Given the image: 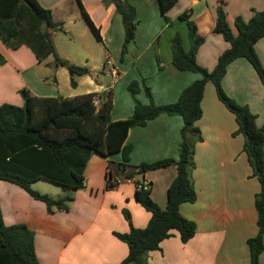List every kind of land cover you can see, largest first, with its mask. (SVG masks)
I'll list each match as a JSON object with an SVG mask.
<instances>
[{
    "label": "crops",
    "instance_id": "1",
    "mask_svg": "<svg viewBox=\"0 0 264 264\" xmlns=\"http://www.w3.org/2000/svg\"><path fill=\"white\" fill-rule=\"evenodd\" d=\"M36 1L50 11L54 23L61 24L58 30L49 31L57 56L71 65L86 68L89 74L75 77L76 86L72 88L68 72L54 68L52 56L39 62L29 47L12 50L0 41L3 60L0 105L21 107V90L39 98L95 94L96 106L98 96L109 93L111 120H125L131 117L135 104L127 90L130 82L143 80L153 104L162 106L174 103L183 89L200 78L179 72L171 64L170 40L176 33L180 34L183 50L189 49L188 30L180 15L187 14L197 35L204 39L195 54L200 67L211 71L217 58L228 48L222 37L213 33L219 0H177L165 13L170 23L163 20L155 0H120L134 7L137 21L134 41L127 45L121 60L124 32L113 4H105L104 0ZM223 2L226 22L233 33L235 18L248 21L254 12L264 11V0ZM83 12L98 30L101 42L91 41ZM60 48L65 54H61ZM254 50L264 68V38L257 41ZM112 69L117 73L116 79L111 76ZM221 85L229 98L256 116L258 127H264V88L247 61L237 59L228 65ZM135 100L148 104L142 91ZM200 108L202 115L195 126L201 141L194 145V168L190 172L196 200L179 207L180 215L194 223L195 235L183 244L172 233L160 244L159 251L146 254L145 264H250L247 241L258 231L254 197L260 186L242 152L243 137L234 135L237 129L234 116L218 101L209 82L204 87ZM182 125L178 116H159L144 127L130 129L125 143L132 150L129 168L124 172L117 171L118 154L92 155L84 168L83 188L75 192L62 190L63 196L72 198L67 212L48 214L43 203L0 181L4 225L20 224L32 232L38 264H120L128 250L114 233H128L129 225L143 229L150 214L136 201L133 184L124 183L108 190L106 170L122 177L143 163L176 160ZM175 176V167H168L143 175L133 174V179L150 184L149 197L163 210L167 189ZM262 243L258 264H264V234Z\"/></svg>",
    "mask_w": 264,
    "mask_h": 264
},
{
    "label": "trees",
    "instance_id": "2",
    "mask_svg": "<svg viewBox=\"0 0 264 264\" xmlns=\"http://www.w3.org/2000/svg\"><path fill=\"white\" fill-rule=\"evenodd\" d=\"M177 0H155L160 14L166 23L170 21L165 13ZM113 4L120 16L124 39L120 52L122 59L128 44L134 41L136 29L135 9L124 1L104 0ZM224 2L219 0L215 9L213 33L222 37L228 48L217 58L211 71L200 67L195 54L204 39L196 33V27L187 14L180 15L188 30L189 49L182 48L181 37L176 33L170 40L171 64L179 72H188L200 78L182 90L178 99L171 104L154 105L149 88L144 81H132L127 90L134 99V109L130 118L111 120L112 100L109 95L86 94L74 98L31 97L24 90L19 92L21 107L10 104L0 105V181L14 185L33 200L43 203L47 213L67 212L72 202L70 196L53 199L40 195L31 186L37 181L49 182L63 190L75 192L83 188V172L89 158L94 155L118 154V172L129 167L131 145L126 144L128 132L132 128L144 127L147 122L159 116H178L182 119L181 142L176 160L164 159L150 164H140L132 172L122 176L133 179V174L143 175L168 167H175L176 176L166 192L165 209H159L149 197V190H136L138 204L150 214L143 229L129 225L125 234L114 236L127 247L128 254L120 264H145L146 254L160 250V244L176 233L185 244L195 235L194 223L184 219L179 207L193 203L196 194L190 180L194 168V145L201 141L195 123L202 112L200 102L205 85L212 84L216 97L222 106L235 119L237 129L234 135L244 139L242 152L260 186L254 197L257 214V234L247 241L250 264H258L263 251L264 234V127L256 125V116L244 105L237 104L222 89V79L228 65L237 59H244L253 69L264 87V68L260 64L254 46L264 38V11L254 12L248 21L237 17L234 20V33L226 22ZM83 18L94 39L101 42L98 30L83 12ZM44 27L45 30L41 31ZM60 23H54L49 10L43 9L36 0H0V41L15 50L20 46L29 47L41 62L53 57L54 68H64L70 77V86L75 88V77L89 74L86 68L77 67L60 59L52 46L49 31H56ZM3 60L0 57V63ZM142 91L148 104L142 105L135 96ZM108 190L112 189L106 187ZM124 217L129 222L128 214ZM33 234L24 225L5 226L0 209V264H38L34 253Z\"/></svg>",
    "mask_w": 264,
    "mask_h": 264
},
{
    "label": "built area",
    "instance_id": "3",
    "mask_svg": "<svg viewBox=\"0 0 264 264\" xmlns=\"http://www.w3.org/2000/svg\"><path fill=\"white\" fill-rule=\"evenodd\" d=\"M111 76L113 79H116L117 73L114 69H112L110 71ZM106 187H110V188H116L119 185H122L124 183H131L134 185L136 190H144L147 191L150 189V184L144 180H140V181H135L134 179H125L123 177H119V176H113L111 174V171L109 169L106 170Z\"/></svg>",
    "mask_w": 264,
    "mask_h": 264
},
{
    "label": "rangeland",
    "instance_id": "4",
    "mask_svg": "<svg viewBox=\"0 0 264 264\" xmlns=\"http://www.w3.org/2000/svg\"><path fill=\"white\" fill-rule=\"evenodd\" d=\"M89 37H90L91 41L94 43L95 42L94 37L91 36V34H90ZM57 44L58 45L60 44L59 41H57ZM60 52H61V54H63L64 53L63 49L60 48ZM236 103L238 104V102H236ZM34 184H36V185H34V189L33 190L36 191V192H38V190H39L40 191L39 194L49 195L53 199L62 198V196H63L62 195L63 194L62 193L63 189L61 187L57 186V185L51 184L49 182H44V181H37ZM57 196H61V197H57Z\"/></svg>",
    "mask_w": 264,
    "mask_h": 264
}]
</instances>
